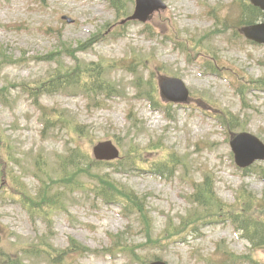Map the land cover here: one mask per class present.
Listing matches in <instances>:
<instances>
[{
  "label": "rangeland",
  "instance_id": "rangeland-1",
  "mask_svg": "<svg viewBox=\"0 0 264 264\" xmlns=\"http://www.w3.org/2000/svg\"><path fill=\"white\" fill-rule=\"evenodd\" d=\"M110 1L0 0V136L10 146L8 156L0 155V247L22 264H56L45 253L23 252L44 239L54 254L70 252L71 241L84 247L67 254L65 264H147L155 256L169 264H264V248H250L237 225L209 222L203 213V221L190 223L197 211L193 183L205 174L214 177L216 196L226 204L246 188L240 194L255 198L248 214L264 221V178L258 173L264 161L243 172L229 143L241 130L264 142V45L238 31L240 6L248 0H164L167 8L147 23L125 26L118 22L134 11V0H123L122 13ZM84 62L102 64L118 92L106 98L36 87L56 69L79 73ZM207 64L216 69L207 70ZM165 76L186 82L188 103L161 99L157 84ZM22 85L31 86L46 112L62 111L69 127L42 132L43 118ZM222 112L234 116L232 126H222ZM76 124L84 135L77 136ZM106 139L121 143L127 159L138 150L133 168L117 160L96 167L142 199L151 218L147 229L136 213L128 218L122 204L94 198L90 190L65 193L66 206L46 218L29 212L15 194L12 175L22 179L21 192L32 206L39 204L43 180L54 192L68 191L71 185L60 183V158L76 144L93 158V145ZM170 156L183 157L188 170L178 166L169 180L149 171ZM76 182L92 183L84 173ZM115 235L122 238L120 247ZM225 248L241 261L227 263Z\"/></svg>",
  "mask_w": 264,
  "mask_h": 264
},
{
  "label": "trees",
  "instance_id": "trees-1",
  "mask_svg": "<svg viewBox=\"0 0 264 264\" xmlns=\"http://www.w3.org/2000/svg\"><path fill=\"white\" fill-rule=\"evenodd\" d=\"M112 2L117 11L122 12L124 9L122 0H112ZM240 8L239 26L251 25L263 18V12L248 2H244ZM79 64L81 66V71L79 73L73 75L75 68H70L65 71L56 69L50 73L46 80L37 83L36 87H41V90L45 93H53L63 89H68L82 90L85 91L87 95L92 96H96L95 94L106 95V98L114 95L113 93L116 92V87L106 79L105 68L102 64L93 62H84ZM23 88L29 89L32 97H34V104L39 106L40 110H42V118L44 122L43 131L54 128L60 124H63L65 128L69 127L68 121L65 119L62 111L50 109L49 112H46L43 107H40L38 96L34 94L31 86L23 85ZM151 100L156 105L154 99ZM222 118L227 120L226 115H223ZM232 119L234 120V116H232ZM74 131L79 137L85 133L83 127L79 124L74 126ZM1 147H4V149L1 150ZM9 148V143L0 136V155L8 156ZM136 148L139 149V146H136ZM137 152L138 150L134 149L133 155L128 159L125 157V160L121 163L123 164L125 161H130L131 165V163L134 164L135 161H139L138 156L136 155ZM10 154L13 155L12 152ZM179 164L180 159L178 157L174 158L173 156H170L156 170L163 175V177H166L168 174H171ZM96 166L101 167L102 163L94 161L88 153L83 151L81 146L76 144L74 148H69L66 154L60 158L59 168L63 171L60 183H67L68 185H71V188L68 191L54 192L51 189V185H45L43 180L42 184L44 187L41 188L36 196V199L39 200V204L35 203L33 206L24 199L25 196L21 192L23 190L22 179L16 178V176L12 175L11 182L16 190L15 194L19 196L21 200L23 199L21 202H24L23 204L27 207L28 211L31 212V210L34 209L45 218L54 210H61L66 206L63 200V195L65 193L68 192L70 194H74L75 191L78 190H90L94 198H100L108 203L122 202L125 211H127L128 214L136 213L138 215V219L143 221V225L147 229L151 225V218L146 205L142 202V199L132 188L124 187L120 183L116 182V180L109 174L99 171L98 169L100 168ZM94 168L98 170L97 173L93 172ZM262 169L261 174L264 176V168ZM82 173L86 176V180L92 181L88 187L86 183L80 182L79 185L76 182L77 175ZM115 173L117 172L115 171ZM249 196H251V194H249ZM191 199L195 204L197 211L190 215V219H192L190 223H196L198 219L204 218L205 215L220 216L221 214L230 213V207L217 198L214 189V177L210 174H205L204 179L201 182L194 183V192L191 195ZM248 199L250 200V198ZM243 206L240 207V211L236 214V216H233V221L239 225V228L243 230L246 238H248L255 247H264V221L255 218L253 215L247 214L246 211L249 212V208L246 205ZM202 213L204 216L199 217L198 215ZM115 238H117V240L114 241V245L116 247H120L119 244L123 241L118 235ZM1 240L2 236L0 234V241ZM42 244H47L48 246L42 247ZM71 244L72 245L69 248L70 252L66 249L63 253L59 252L60 254H54L57 251H55L53 247L48 244V241L44 239L43 241L41 240V243L36 245L34 248L24 249L23 252L30 250L29 252L33 253L31 251L33 250L34 253H45L52 262L65 264V261L68 258L67 254H77V252H83L80 250H84L83 246L75 243L74 241H71ZM1 248L2 247H0V264H22L18 257L14 255L15 258H11V253L6 251L4 248ZM51 250H54L55 252H52ZM61 255L63 256L61 257ZM223 256L224 260L228 263L230 262V259L234 260L237 258V256L232 253L227 254L226 251L223 252Z\"/></svg>",
  "mask_w": 264,
  "mask_h": 264
},
{
  "label": "water",
  "instance_id": "water-1",
  "mask_svg": "<svg viewBox=\"0 0 264 264\" xmlns=\"http://www.w3.org/2000/svg\"><path fill=\"white\" fill-rule=\"evenodd\" d=\"M255 6L264 10V0H251ZM166 8L162 0H136L134 14L129 20L140 19L146 21L149 16L158 9ZM71 22V19H68ZM249 38L259 43H264V22L246 26L242 29ZM161 93L164 98L173 102H186L189 99V90L179 78H165L160 83ZM236 155V162L246 167L256 159H264V144L255 136L247 133L237 135L231 142ZM94 152L99 159L117 157L119 152L110 141L100 142L94 147ZM152 264H166L156 261Z\"/></svg>",
  "mask_w": 264,
  "mask_h": 264
}]
</instances>
